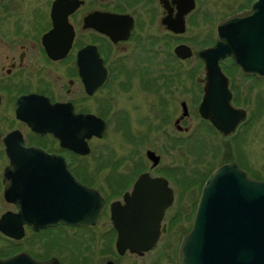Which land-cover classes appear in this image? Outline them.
<instances>
[{"label": "flooded vegetation", "instance_id": "obj_1", "mask_svg": "<svg viewBox=\"0 0 264 264\" xmlns=\"http://www.w3.org/2000/svg\"><path fill=\"white\" fill-rule=\"evenodd\" d=\"M199 1L195 0V8L185 14L187 2L183 0H0V195L4 200L5 172L11 167L12 158L24 147L62 157L75 176L77 172L71 160L90 155L83 156L63 147L54 132L36 131L27 118L29 115L48 110L46 121L51 126L62 127L73 111L76 116H82L85 134L91 135L85 142L89 145L101 142L109 137L114 120L119 124L123 120L127 127L133 128L134 113L128 104L130 101L135 108L134 97L128 100L126 94H136L137 80L144 94L153 91L157 99L138 101L139 107L145 110L146 120H153L150 115L153 102H158L161 109L156 116L154 114L155 124H149L145 139L136 146L151 144L156 130L165 140L179 147L183 142L195 140L199 142L198 150L200 142L204 140L208 146L213 140L219 144L212 145L216 150L219 148L213 159H219L217 154L223 159L203 177L200 187L205 185L211 173L225 164H234L252 179L264 182L258 172L235 158L232 150L233 145L243 136L248 138L252 128L264 118L263 89L259 90V86L264 85V76L244 73L230 57L223 60L220 65L228 79L232 104L244 111L246 118L230 135H223L200 115L206 90L212 84L200 52L216 44L218 23L237 12L223 16L215 27L217 39L213 38L200 51H195L184 40L186 32L179 31L183 20L187 31L198 16ZM254 1L238 12L249 9ZM180 45L189 46L193 55L186 60L178 57L175 51ZM189 62L193 64L191 71H184V64ZM220 84L214 82V85ZM174 91L176 98L181 95L180 107L175 116L167 115V112L162 114L173 103ZM103 122L106 134L100 137L97 134L101 132ZM212 146L203 159L212 155ZM148 151L155 152L161 163V156L155 150L148 148L146 156ZM148 161L151 163L148 169H134L128 177L119 168L114 169L122 176L118 179L127 191L132 190L139 175L147 172L152 176L149 171L160 165L154 166L151 160ZM160 177L173 185L172 177ZM177 177L180 178L178 174L176 180ZM5 202L0 220L6 214L20 211L16 204ZM111 204L106 203L103 213L93 224L58 223L39 231L25 225L24 236L18 239L0 232L3 243L0 257L27 253L37 260L57 258L65 264L50 245H65L74 240L80 241L88 253V264H122L121 260L126 256L143 257L154 252L163 236L172 233L177 223V215L167 217L168 210L159 226V241L151 250L143 253L127 250L121 255L117 250L119 232L112 218ZM183 219L188 226L179 238L176 264H179L183 236L193 224L191 222L189 226V218ZM136 225L145 228L141 223ZM48 247L52 250L47 257L41 258L37 252ZM162 256L167 257V253L159 257V264Z\"/></svg>", "mask_w": 264, "mask_h": 264}, {"label": "water", "instance_id": "obj_2", "mask_svg": "<svg viewBox=\"0 0 264 264\" xmlns=\"http://www.w3.org/2000/svg\"><path fill=\"white\" fill-rule=\"evenodd\" d=\"M187 2L185 13L194 8ZM179 32L186 31L184 21ZM216 46L200 52L205 71L212 84L207 88L200 114L224 135H230L245 120V112L232 106L220 61L232 56L245 73L264 76V0H258L251 10L223 20L217 28ZM176 54L187 59L192 56L188 46L181 45ZM221 82L220 86L214 85ZM57 110V109H56ZM58 111V110H57ZM48 110L31 115L30 124L41 133L54 132L63 147L87 155L82 116L70 112L65 126H51L46 121ZM106 131L103 122L102 137ZM148 158L157 166L160 157L153 151ZM5 199L20 208L18 214H7L0 220V231L21 238L23 226L35 230L62 222L88 225L96 222L105 206V199L91 187L79 182L69 170L65 159L48 155L36 148H24L12 158L5 172ZM174 192L165 178L142 174L133 191L112 204V218L119 232L117 249L143 253L157 243L159 226L174 203ZM143 224L139 228L136 224ZM0 264H60L57 259L38 261L23 253ZM113 264V263H107ZM179 264H264V182L253 180L234 164L218 168L207 181L199 202L192 230L182 241Z\"/></svg>", "mask_w": 264, "mask_h": 264}, {"label": "rangeland", "instance_id": "obj_3", "mask_svg": "<svg viewBox=\"0 0 264 264\" xmlns=\"http://www.w3.org/2000/svg\"><path fill=\"white\" fill-rule=\"evenodd\" d=\"M250 1L200 0L198 4V16L194 17L195 20L186 31L184 40L193 46L195 51H200L211 43L213 38L214 40L217 39L215 27L223 16L240 11ZM192 65V62L184 64V71H191ZM201 71H203L202 67ZM137 83L136 94H126L128 100L134 97L135 108L132 107L130 101L128 104V107L134 113L133 121L135 123L133 124V128L127 127V124L123 120H121L122 123L120 124L117 120H114L109 137L106 140L92 143L90 145L92 153L88 157H74L71 162L80 180L95 187L106 198L108 203H113L121 201L123 198V185L118 179L122 178V176H118V172L114 169L119 168L121 172L125 173L124 176L126 177L134 169L142 170L143 167L148 169L151 163L147 159L146 150L148 148L155 150L162 160L157 169H152L149 172L152 176L160 177L162 175L172 177L173 185L170 187L175 194V203L167 212V217L177 215V223L174 225L172 233L163 236L154 252L143 257L126 256V258L121 260V263L156 264L159 261V257L167 253V257L162 256L160 258V264H176V249L179 238L181 232L188 226L187 221L183 218H189V226L191 222L193 223L196 203L202 189V186L200 187L201 181L212 169L213 165L223 158H221V154L220 156L217 154V158L219 159H213L219 150V148L216 150V146L213 147L214 145H219L216 142L214 143L213 140H211V145L209 144L210 146L213 145L211 150L214 151L210 152L212 155L203 159L204 154L208 153L210 148L204 140L200 142L198 150L199 142H194L195 140L183 142V146L181 147L174 146V144L165 140L164 135L162 136L158 130L153 134L154 139L151 144L136 146L141 140L145 139V133L149 128V124L150 126L155 124V121H153L154 114L156 116L158 109H161L158 102H153L150 110L153 120H146L145 110L139 107L138 101H147V98L151 99V101H156L157 99L153 91L149 94H144L139 88L138 80ZM260 89H263L262 94L264 96V85L259 86ZM173 94V103L162 114L167 112V115L175 116L178 110L177 107H180L179 101L181 98L179 97L181 95L176 98L177 92L175 93L174 91ZM184 95H186L185 92ZM184 97H187V95ZM153 128H155V125ZM167 130H170V128ZM246 137L243 136L242 139L240 138L241 140L239 139L240 142L238 144L233 145L232 150L235 152V158L243 161L245 166L253 168L259 173L260 177L264 178V118L252 128L248 138ZM176 174L180 176V178L177 177L178 180H176ZM4 203L6 202L1 196L0 215L5 209ZM2 245V239L0 238V249H2ZM50 247H53V250L58 252L65 261V264H88L89 262V255L83 245L80 244V241H68L65 245L57 243L55 246L50 245ZM50 247L40 249L37 254L41 258L47 257L48 252L52 250Z\"/></svg>", "mask_w": 264, "mask_h": 264}, {"label": "trees", "instance_id": "obj_4", "mask_svg": "<svg viewBox=\"0 0 264 264\" xmlns=\"http://www.w3.org/2000/svg\"><path fill=\"white\" fill-rule=\"evenodd\" d=\"M79 178V177H78ZM80 179V178H79ZM82 181V180H81ZM83 182V181H82Z\"/></svg>", "mask_w": 264, "mask_h": 264}]
</instances>
